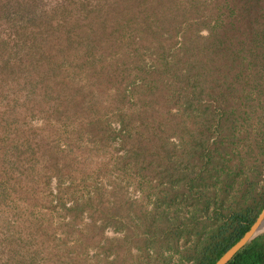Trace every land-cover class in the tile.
Listing matches in <instances>:
<instances>
[{"label": "trees", "instance_id": "1", "mask_svg": "<svg viewBox=\"0 0 264 264\" xmlns=\"http://www.w3.org/2000/svg\"><path fill=\"white\" fill-rule=\"evenodd\" d=\"M262 2L210 0L213 14L201 20L200 0L18 1L25 17L0 25V264H98L88 254L94 235L128 230L118 187L94 180L110 174L112 184L149 180L152 219L135 214L130 228L143 226L140 244L158 246L154 257L186 236L188 260L214 264L238 242L264 191L228 199L229 147L209 149L225 132L243 141L247 122L234 114L264 105ZM28 116L44 125L26 130ZM88 143L79 163L74 149ZM98 147L110 148L109 161L85 169ZM219 164L225 195H206L203 174ZM227 264H264V234Z\"/></svg>", "mask_w": 264, "mask_h": 264}, {"label": "rangeland", "instance_id": "2", "mask_svg": "<svg viewBox=\"0 0 264 264\" xmlns=\"http://www.w3.org/2000/svg\"><path fill=\"white\" fill-rule=\"evenodd\" d=\"M18 1L25 0H0L1 28L8 27L16 22H21L25 17L21 18V14H18ZM200 1L204 5L197 3L194 8L197 9L196 15L199 14L201 20H204L205 17H210L213 14V7L210 5V0ZM22 7H24V5ZM262 8L264 9V0L262 2ZM37 12H39V10ZM194 18L196 19L197 17L194 16ZM208 33L209 31L206 25L202 24L199 36L204 39L208 36ZM9 94L10 92L7 93L8 97H10ZM236 105H238V103H236ZM247 106L248 115L242 116L235 113L233 116V118L238 121L245 119L247 122L245 124L246 129L244 128L245 132H240L239 136V138H243L244 140H232L228 137L230 133H221L216 141L217 144L209 149L212 150L222 147L220 146L222 143L223 147H229L228 151L233 167V190L228 194V199H231L235 192V196H239L238 198L240 200L242 196L246 194L249 187H255L256 192L264 191V105L260 107L258 105L247 104ZM237 111L239 112V109H237ZM21 124L25 125L26 130L29 129L34 132H37L39 128L44 125L42 119L35 116L26 117ZM112 126L116 128L115 124H112ZM188 127L190 133L186 136L185 141H190L196 126L193 123H189ZM172 142L178 146L181 141L178 137H174L172 138ZM92 148L93 145L88 143L82 145L80 149H78V146L74 149L76 157L78 156L79 163L81 161L80 154L83 152V149L90 150ZM98 149V156H96V153L93 151V155L87 157L84 161L83 164L85 169H92V167L95 169L100 163L109 161L110 148L98 147ZM118 154H122V152L118 151ZM220 166L221 164H219V167L214 171H211L212 168L210 167L206 168L203 174L205 180L201 187L204 186L203 188L206 195H225L223 178L220 175ZM79 169V165L76 164L74 166V173L77 174ZM103 178L104 177L95 178L94 180L97 184L102 183L109 190L117 186L120 191L117 195L120 203H117L116 209H118L122 215V223H125V225L128 224V230L121 232L115 228L117 224H114V227H106L101 233H96L93 240L97 241L98 244H96L93 249L88 250L89 256L93 257L95 261H98V264H192V262L188 260L191 257V239L189 240L186 236L176 243V252H170V250L165 249L162 253V258H156L154 257V251L159 252L158 246L157 250H152L149 248L144 249L140 244L145 235L144 230H142L143 226L141 225V229L132 230L130 228V225H132L131 221H133L135 214L139 215V217L142 216L141 220L143 224L150 222L152 219L144 214L145 212L152 213L155 203L153 196L151 194L147 195V190L151 187L148 185L149 180L143 179L137 182L129 178L127 180H122V182H115L112 184V180H114L112 174L109 175L110 182H107V180ZM152 183L155 185L154 180H152ZM57 184L58 181L55 178L49 181V187L53 195L57 192ZM67 184L68 182L63 183L62 187L64 188ZM150 191L152 192L153 189H150ZM236 191H239L238 194H236ZM189 210L190 208L187 206L183 209L184 212ZM177 214H179V212ZM83 222H88V220L84 219ZM102 240H105V242H101Z\"/></svg>", "mask_w": 264, "mask_h": 264}, {"label": "water", "instance_id": "3", "mask_svg": "<svg viewBox=\"0 0 264 264\" xmlns=\"http://www.w3.org/2000/svg\"><path fill=\"white\" fill-rule=\"evenodd\" d=\"M262 234H264V207L261 209L252 225L249 227L248 231L214 264H227L239 251H241L252 240Z\"/></svg>", "mask_w": 264, "mask_h": 264}]
</instances>
